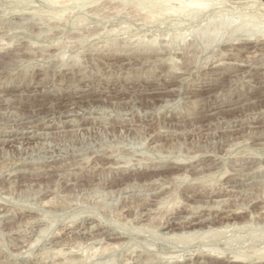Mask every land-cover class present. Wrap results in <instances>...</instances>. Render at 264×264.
Instances as JSON below:
<instances>
[{"label": "rangeland", "instance_id": "374dc122", "mask_svg": "<svg viewBox=\"0 0 264 264\" xmlns=\"http://www.w3.org/2000/svg\"><path fill=\"white\" fill-rule=\"evenodd\" d=\"M162 1L0 0V264H264V0Z\"/></svg>", "mask_w": 264, "mask_h": 264}, {"label": "bare ground", "instance_id": "6f19581e", "mask_svg": "<svg viewBox=\"0 0 264 264\" xmlns=\"http://www.w3.org/2000/svg\"><path fill=\"white\" fill-rule=\"evenodd\" d=\"M179 1H180V0H179ZM158 2H160V1H158ZM162 2H164V0H163ZM151 3H152V1H151ZM165 3H166V2H165ZM181 3H182V2H181ZM182 4H183V5L186 4V7H189V8H190L191 6H189L188 4L192 5L193 7L195 6V8H199V7H201V8H203V9L206 8V7L208 6L207 4L203 3V1H202V2H199V1H195V0H188L187 3L185 2V3H182ZM187 5H188V6H187ZM164 6H165V4H164ZM196 6H199V7H196ZM167 7H168V6H167ZM141 8H142V7H141ZM158 8H159V7H158ZM161 8H162V7H161ZM161 8H160L159 10H161ZM170 8H171V7H170ZM142 9H143V8H142ZM142 9H140V10H142ZM154 9H155V7H154ZM154 9H153V12H152V9H151V12H152V13H154V12L157 10V9H155V11H154ZM162 9H163V10H161V11H163V12H165V10H169V8H168V9H165V10H164V8H162ZM148 10H149V11H148ZM148 10H147L146 15H147L148 13H150V16H152V15H151V12H150V9H148ZM172 10H173V9H172ZM161 11H160V12H161ZM142 12H144V11L142 10ZM156 12H158V10H157ZM146 15H145V16H146ZM158 15H160V14H158ZM150 16L148 15V17H150ZM154 16H155V15H154ZM151 18H153V17H151ZM154 18H155V17H154ZM240 78H241V77H240ZM14 115H15V114H14ZM68 125H69V124H68ZM28 128H29V127H28ZM63 128H64V127H63ZM22 133H23V132H22ZM19 134H20V133H19ZM44 162H45V161H44ZM44 162H43V163H44ZM59 166H60V165H59ZM54 167H55V166H54ZM59 168H60V167H59ZM47 170H48V169H47ZM13 173H14V172H13ZM15 174H16V173H15ZM228 175H229V174H228ZM225 176H226V175H225ZM232 187H233V186H232ZM168 202H170V201H168ZM168 202H167V203H168ZM218 202H219V201H218ZM167 203H166V204H167ZM170 203H171V202H170ZM219 205H220V204H219ZM169 206H170V205H169ZM169 206H168V207H169ZM188 209H189V207H188ZM211 209H212V208H211ZM7 210H8V209H7ZM212 210H213V209H212ZM233 210H234V209H233ZM191 211H192V210H191ZM224 212H225V211H224ZM228 212H229V211H228ZM9 214H10V213H9ZM220 214H221V212H220ZM222 214H223V213H222ZM237 214H239V213H237ZM237 214H234V213L231 214V212H230V214L227 213V215H226V214H225V215H226V217H229V218H231V217H234V218H235V216H236ZM259 215L261 216L262 219H264V210H263V211H260V212H259ZM194 216H195V215H194ZM249 216H250V215H249ZM255 216H256V215H255ZM237 217H238V216H237ZM194 218H195V217H194ZM216 218H217V216H216ZM250 218H251V217H250ZM259 218H260V217H259ZM186 219H187V218H186ZM192 219H193V218H192ZM202 219H203V218H202ZM210 219H211V218H210ZM212 219H213V218H212ZM195 220H196V219H195ZM199 220H200V219H199ZM201 221H202V220H201ZM201 221H200V222H201ZM204 221H205V220H204ZM208 221H209V220H208ZM182 222H184V221H182ZM188 222H189V221H188ZM197 222H199V221H197ZM205 222H207V221H205ZM180 223H181V222H180ZM191 223H192V222H191ZM193 223H194V222H193ZM201 223H203V221H202ZM172 224H173V223H172ZM174 224H177V223H174ZM187 224H188V223H187ZM195 224H196V223H195ZM195 224H194V225H195ZM168 225H169V223H168ZM170 225H171V223H170ZM180 225H181V224H180ZM180 225H179V227H180ZM183 226H184V225H183ZM190 226H192V224H190ZM190 226H189V227H190ZM161 227H162V226H161ZM166 227H167V226H166ZM194 227H195V226H194ZM194 227H193V228H194ZM196 227H197V225H196ZM97 228H98V227H97ZM169 228H170V227H169ZM202 228H203V227H202ZM165 229H166V228H165ZM181 229H182V228H181ZM183 229H185V228H183ZM190 229H192V228H190ZM194 229H195V228H194ZM58 236H59V235H58ZM182 237H184V236H182ZM181 239H182V238H181ZM35 244H37V243H35ZM62 246H63V245H62ZM214 249H215V248H214ZM263 250H264V249H263ZM71 251H72V250H71ZM57 252H58V253H57ZM57 252H56V254H59V255H61V253H62V251H57ZM45 253H46V252H45ZM213 253L219 254V256L223 255V252H220V250H219V251H218V250H216V251L213 250ZM211 254H212V253H211ZM258 254H260V253H258ZM262 254H263V253H262ZM54 255H55V254H54ZM214 255H215V254H214ZM238 255H239V254H238ZM263 255H264V254H263ZM55 256H56V255H55ZM179 256H180V255H179ZM216 256H217V257L214 256V257H215L214 259H216V258H217V259L221 258V257H219L218 255H216ZM254 256H256V255L254 254ZM260 256H261V255H260ZM172 257H173V256H172ZM256 257H257V256H256ZM245 258H246V256H245V257H243V256H236V257H235V256H234V259H233L232 261L229 260V262L232 263V264H233V263H236V264H244L243 259L246 260ZM263 258H264V257H263ZM247 259H248V258H247ZM246 261H247V260H246ZM177 262H178V261H177ZM225 262H226V261H225ZM64 263H65V262H64ZM227 263H228V262H227Z\"/></svg>", "mask_w": 264, "mask_h": 264}]
</instances>
